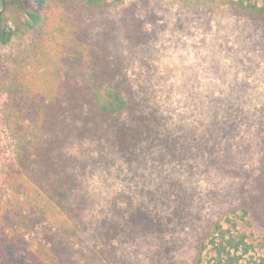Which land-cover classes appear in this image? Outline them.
<instances>
[{"label": "rangeland", "instance_id": "1", "mask_svg": "<svg viewBox=\"0 0 264 264\" xmlns=\"http://www.w3.org/2000/svg\"><path fill=\"white\" fill-rule=\"evenodd\" d=\"M6 1L0 14L20 24L22 7L37 9ZM109 1L92 18L75 10L76 24L96 23L93 41H105L136 108L115 128L93 122L94 133L68 148L82 183L76 233L63 239L41 224L4 246L2 263L43 264L34 255L42 244L61 249L52 264H192L208 227L243 207L240 225L264 251L263 26L227 0ZM6 103L0 94V194L14 158Z\"/></svg>", "mask_w": 264, "mask_h": 264}, {"label": "trees", "instance_id": "2", "mask_svg": "<svg viewBox=\"0 0 264 264\" xmlns=\"http://www.w3.org/2000/svg\"><path fill=\"white\" fill-rule=\"evenodd\" d=\"M34 1L36 10L21 8L27 16L23 24L0 14V94L7 99L4 124L14 153L4 179L6 192L0 194V264L4 246L24 241L41 224L58 227L63 239L76 233V196L82 183L68 148L94 133L93 122L115 128L123 114L136 108L105 41H93L96 23L76 24L75 10L92 18L110 1ZM227 1L264 28V0ZM1 3L8 7V1ZM123 23L131 40L137 39L131 21ZM89 47L93 56L86 51ZM262 142L264 187V137ZM240 210L227 212L208 227L192 264H264L262 247L240 225L250 211ZM59 250L41 244L34 255L52 264Z\"/></svg>", "mask_w": 264, "mask_h": 264}, {"label": "flooded vegetation", "instance_id": "3", "mask_svg": "<svg viewBox=\"0 0 264 264\" xmlns=\"http://www.w3.org/2000/svg\"><path fill=\"white\" fill-rule=\"evenodd\" d=\"M2 1H5V0H2ZM1 0H0V2H2Z\"/></svg>", "mask_w": 264, "mask_h": 264}, {"label": "water", "instance_id": "4", "mask_svg": "<svg viewBox=\"0 0 264 264\" xmlns=\"http://www.w3.org/2000/svg\"><path fill=\"white\" fill-rule=\"evenodd\" d=\"M2 1V0H1Z\"/></svg>", "mask_w": 264, "mask_h": 264}]
</instances>
